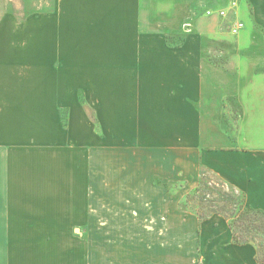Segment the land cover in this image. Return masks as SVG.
<instances>
[{"label": "crops", "instance_id": "1", "mask_svg": "<svg viewBox=\"0 0 264 264\" xmlns=\"http://www.w3.org/2000/svg\"><path fill=\"white\" fill-rule=\"evenodd\" d=\"M46 4L22 18L17 9L0 12V236L14 235L15 226L25 225L31 205L43 202L47 176L41 157L45 164L49 144L58 146L59 110L72 105L79 93L69 89L65 97L64 75L104 77L102 84L88 88L84 101L89 106L100 100L116 107L122 96L109 77L136 76L141 77L138 106L168 108L172 122L218 124L219 117L230 116L237 125L234 140L224 151L207 153L213 156L208 169L249 201L257 188H264V34L245 33L226 57L191 50L205 38L224 42L219 12L226 9L251 7L252 18L264 28V16L258 21L256 15L264 13V0ZM188 22L194 34L183 30ZM176 35H184L182 45L169 46L168 38ZM224 58L231 61L230 83L223 81V64L217 62ZM160 76L169 78L166 89L157 87ZM217 133L216 139H227Z\"/></svg>", "mask_w": 264, "mask_h": 264}, {"label": "rangeland", "instance_id": "2", "mask_svg": "<svg viewBox=\"0 0 264 264\" xmlns=\"http://www.w3.org/2000/svg\"><path fill=\"white\" fill-rule=\"evenodd\" d=\"M46 1L0 0V12L17 9L22 18L48 8ZM224 12V42L205 38L191 50L229 56L245 33L264 34L251 7ZM256 15L263 21V12ZM237 22L244 26L233 34ZM183 39L172 36L167 44L180 47ZM219 60L223 81L230 83L231 61ZM103 78L61 77L65 97L69 89L79 93L72 105L59 110L58 146L49 144L45 164L41 157L47 176L43 202L31 205L25 225L15 226L14 235L0 236V264H256L264 235L237 245L225 219L240 201L264 212V188H257L249 201L208 169L213 156L207 153L224 151L234 140L237 125L230 116L219 117L218 124L172 122L168 108L138 106L141 77L136 76L109 77L122 96L116 107L100 100L87 105L88 88ZM157 78V87L166 89L169 78ZM217 131L227 139H216ZM256 175L260 178V170ZM246 231L250 228L237 225L241 239Z\"/></svg>", "mask_w": 264, "mask_h": 264}, {"label": "trees", "instance_id": "3", "mask_svg": "<svg viewBox=\"0 0 264 264\" xmlns=\"http://www.w3.org/2000/svg\"><path fill=\"white\" fill-rule=\"evenodd\" d=\"M236 211L230 219L226 218L225 220L228 223V227L231 230L232 242L237 245H245L255 242L254 234L261 233L264 235V212L258 209H252L250 206L244 204L240 201L236 205ZM238 224L242 226H247L250 228V231H246V235L242 239L239 234L236 232V227ZM262 238V239H261ZM258 240L260 245L259 250L256 251L254 256V261L256 264H264V236Z\"/></svg>", "mask_w": 264, "mask_h": 264}, {"label": "built area", "instance_id": "4", "mask_svg": "<svg viewBox=\"0 0 264 264\" xmlns=\"http://www.w3.org/2000/svg\"><path fill=\"white\" fill-rule=\"evenodd\" d=\"M209 14V13H208ZM219 16H225V12L224 11H220L219 12ZM243 23H240V22H237L235 23L232 28H231V32L233 34H237L238 32H240L242 29H243ZM183 30L186 32V33H190L192 31V24L191 23H185L183 25Z\"/></svg>", "mask_w": 264, "mask_h": 264}]
</instances>
